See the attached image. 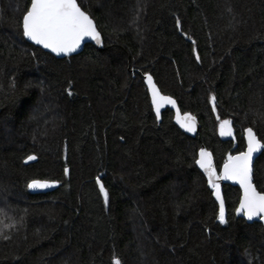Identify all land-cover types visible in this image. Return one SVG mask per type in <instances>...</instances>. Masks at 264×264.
<instances>
[{
    "label": "trees",
    "instance_id": "obj_1",
    "mask_svg": "<svg viewBox=\"0 0 264 264\" xmlns=\"http://www.w3.org/2000/svg\"><path fill=\"white\" fill-rule=\"evenodd\" d=\"M78 2L103 45L57 58L23 36L31 0H0V264H264L240 189L224 186L222 223L195 163L205 145L220 170L248 127L264 144V0ZM145 74L199 118L195 137L158 119Z\"/></svg>",
    "mask_w": 264,
    "mask_h": 264
},
{
    "label": "snow or ice",
    "instance_id": "obj_2",
    "mask_svg": "<svg viewBox=\"0 0 264 264\" xmlns=\"http://www.w3.org/2000/svg\"><path fill=\"white\" fill-rule=\"evenodd\" d=\"M23 35L42 44L45 48L51 49L56 53L68 54L74 52L81 44V41L88 37L95 39L100 43V33L97 31L93 20L81 9L77 0H31L28 11L22 17ZM147 83L152 92V104L155 108L157 117L160 115L161 101L175 104L170 97L160 96L152 77L146 74ZM71 94V93H69ZM185 122L182 127L189 131L194 130L195 117L185 113ZM231 121L224 119L220 122V135H232L230 128ZM247 148L235 155H229L224 162L220 176L216 175V168L213 165L211 154L205 149L200 150V158L195 161L208 177V183L216 189V197L220 200L219 219L223 223L224 203L220 199L219 184L220 179H229L238 181L243 189V195L240 198V205L237 212H243L249 220L259 216L264 219V191H257L253 184L252 159L253 153L264 148L253 134V130L248 128ZM35 157L29 156L32 160ZM68 170L65 169V172ZM99 183V178L97 180ZM52 183H56L53 181ZM49 186L48 182L32 180L29 188H43ZM100 191L104 196L105 202L108 201L109 194L103 184L100 185ZM114 264H121L119 259L114 260Z\"/></svg>",
    "mask_w": 264,
    "mask_h": 264
},
{
    "label": "water",
    "instance_id": "obj_3",
    "mask_svg": "<svg viewBox=\"0 0 264 264\" xmlns=\"http://www.w3.org/2000/svg\"><path fill=\"white\" fill-rule=\"evenodd\" d=\"M77 2H78V0H77ZM78 4H79V2H78ZM79 6L93 20V22H94V24L96 26L97 31L100 33V41H101L100 43H97V41L95 39H91V38L86 37V38H84L81 41L80 46L74 52H71V53H68V54H64V53H59L58 54L56 52H53L49 48H45L42 44H37L35 41H33V40L29 39L28 37H26V36L23 35L24 38H25V40L28 41L29 43H31L32 45L41 48L42 50H44L46 52L52 53L57 58H64V57L71 56V55H74V54H79V53H81L83 51V49L85 48V46L87 44H89V43H93L97 47H102V45H103V36H102V33L100 32L98 26H97V23H96L95 19L89 14V12H87L86 10H84L80 4H79ZM147 75H150L152 77V81L155 84V86H156V88H157L158 93H159L160 96L170 97L173 101H175V104L168 103V102H165V101H161L160 115H159L158 119L161 120L162 119L163 112L165 110L169 109L173 113V121L177 125V127H179L187 135L192 136V137H195L198 134L199 130H200V125L201 124H200L199 118L196 115L192 114L191 112H183L182 109H181V107H180V105H179V103H178V101L174 97H172L170 95H167V94H164L161 91V89L158 87V85H157L156 81L154 80L153 76L151 74H147ZM143 78H144L145 86L147 87L146 89L148 90L149 96L151 98V104H152V92H151V90L149 88V85L147 83L146 74H145V76H143ZM152 106H153V104H152ZM153 109H154V112L156 114V111H155L154 106H153ZM185 113L189 114L192 117H195V120L193 122L194 123V130H192V131H189L186 127H182V123L185 122V119H186L185 118ZM156 116H157V114H156ZM248 128H251V127H248ZM248 128H246V129H248ZM251 129L253 130V134H254L255 138L257 140H259L261 142V144H263V142L260 140L259 136L257 135L256 131L253 128H251ZM244 136H245L246 148H247V133H246V131H245ZM246 148H245V150H246ZM201 149H205L208 153L211 154V158H212L213 165L216 168V175L217 176H220L224 164L222 165L221 169L219 170L216 167L215 159H214V156H213L212 152L210 150H208L205 145H202L201 146ZM201 149H199V152H198V159L200 158V150ZM262 151H263V148H261L259 151L253 153V159H252V165H251L252 166V175H253V181L252 182H253L254 186L256 187V190L257 191H260V190L257 189V186L254 183V167H255V162H256L257 158L261 155ZM31 156H33L35 158L32 159V160H29V159H27L28 158L27 157L26 160H25V163L33 162V161H35L37 159V157L35 155H31ZM198 167H199V165H198ZM199 169L205 175V178H207V180H208V177L204 173L203 169H201L200 167H199ZM36 180L42 181V182H48L49 186L43 187V188H29L28 187L29 190L32 193H35V194L51 192V191H53L54 189H56L59 186V182H57V181H56V183H52L55 180H39V179H36ZM217 183L219 184V195H220V199H222L223 200V203H224V216H226V214H227V205H226V200H225V197H224V186L228 184V185H231V186L238 187L240 189V191H241V196L243 195V189L241 188V186L238 183V181H235V180L220 179V180L217 181ZM209 186L211 187V189L214 192V197H215V200L217 202L216 204L219 205V210H220V200H218L217 197H216V195H215V193H216L217 190L214 189L210 184H209ZM239 205H240V201H239ZM239 205H238V207H239ZM238 213L241 216H243L244 219L247 220L248 223L260 222L264 226V219H261L259 216L254 217L251 220H249L246 216H244L243 212H238Z\"/></svg>",
    "mask_w": 264,
    "mask_h": 264
},
{
    "label": "rangeland",
    "instance_id": "obj_4",
    "mask_svg": "<svg viewBox=\"0 0 264 264\" xmlns=\"http://www.w3.org/2000/svg\"><path fill=\"white\" fill-rule=\"evenodd\" d=\"M230 128H231V130H232V135H231V136H233V133H234V129H233V127H232V124H230ZM231 136H228V135H224V136H222V137L226 138V137H231Z\"/></svg>",
    "mask_w": 264,
    "mask_h": 264
}]
</instances>
